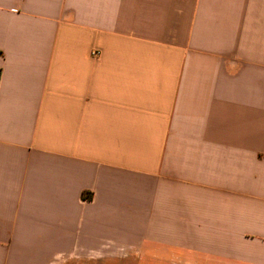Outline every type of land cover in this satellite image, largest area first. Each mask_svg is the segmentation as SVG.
Segmentation results:
<instances>
[{
    "label": "crops",
    "instance_id": "1",
    "mask_svg": "<svg viewBox=\"0 0 264 264\" xmlns=\"http://www.w3.org/2000/svg\"><path fill=\"white\" fill-rule=\"evenodd\" d=\"M264 264V0H0V264Z\"/></svg>",
    "mask_w": 264,
    "mask_h": 264
},
{
    "label": "rangeland",
    "instance_id": "2",
    "mask_svg": "<svg viewBox=\"0 0 264 264\" xmlns=\"http://www.w3.org/2000/svg\"><path fill=\"white\" fill-rule=\"evenodd\" d=\"M104 260L103 264H176L174 256H147V255H131L121 257L119 259Z\"/></svg>",
    "mask_w": 264,
    "mask_h": 264
}]
</instances>
